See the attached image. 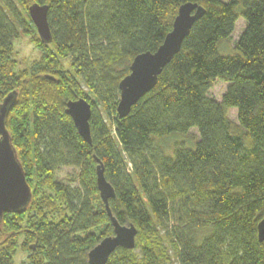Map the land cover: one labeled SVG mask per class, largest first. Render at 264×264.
<instances>
[{
	"label": "trees",
	"instance_id": "1",
	"mask_svg": "<svg viewBox=\"0 0 264 264\" xmlns=\"http://www.w3.org/2000/svg\"><path fill=\"white\" fill-rule=\"evenodd\" d=\"M187 3L205 15L154 90L120 119L121 81L137 56L162 46ZM20 4L48 6L52 31L50 44L37 38L43 59L22 74L14 40L30 22ZM240 20L236 54L222 55ZM217 81L229 84L221 100L210 96ZM13 92L6 127L33 198L0 221V264H15L19 248L27 264H90L114 235L96 158L115 191L112 215L138 230L135 249H117L107 264H172L171 250L178 264H264V0H0V105ZM79 99L92 106V144L66 114ZM192 130L195 147L175 142L169 155L165 140ZM63 167L80 170L76 187L56 180Z\"/></svg>",
	"mask_w": 264,
	"mask_h": 264
},
{
	"label": "water",
	"instance_id": "2",
	"mask_svg": "<svg viewBox=\"0 0 264 264\" xmlns=\"http://www.w3.org/2000/svg\"><path fill=\"white\" fill-rule=\"evenodd\" d=\"M29 16L37 29L41 41L52 42L48 14L49 7L33 4ZM205 15V9L198 4L187 3L180 7L171 32L162 46L154 53L137 56L130 68V74L120 83V102L117 113L120 119L126 118L132 108L157 86L164 68L181 51L183 42L190 35L196 22ZM18 99V93L9 94L0 105V221L6 214H21L29 207L33 192L27 176L13 145L12 137L6 127V120ZM66 114L70 116L83 140L92 144L90 120L92 106L85 99L70 101ZM97 166V187L102 202L114 228V235L105 238L89 253L90 264H107L117 249L133 250L136 247L138 230L134 225H121L112 215L110 200L115 197L114 188L105 178L104 166ZM258 239L264 244V216L258 225Z\"/></svg>",
	"mask_w": 264,
	"mask_h": 264
},
{
	"label": "rangeland",
	"instance_id": "3",
	"mask_svg": "<svg viewBox=\"0 0 264 264\" xmlns=\"http://www.w3.org/2000/svg\"><path fill=\"white\" fill-rule=\"evenodd\" d=\"M225 1L227 2L229 0H225ZM19 7L22 13L24 14V17L27 19L28 22H30L29 33H24L21 31L19 37L14 40L13 59L17 63V72L22 74L23 72L24 73L29 72L33 64L43 59V51L39 47L40 40L37 41V38L40 39V37L37 33V29L35 25L31 21L29 12L21 4L19 5ZM245 23H246L245 21L240 20L237 24L236 33L234 32L235 35L230 40L226 41L220 46L219 51L222 55L236 54L237 52V50L235 49L236 41H237L238 36L241 34L243 29L245 28ZM60 62L64 70L70 73H75V69L72 67L71 61L69 59H61ZM80 83H81V87L83 91L88 93L89 96L92 98V100H95V95L89 91L88 86H86V84L83 83L82 81ZM227 85L229 84H226L221 81H217L213 89L210 91V96L218 100H221L223 94L226 91ZM229 118L232 122L239 124L238 115H237L236 110L229 111ZM198 141H199L198 131L192 130L187 136H183V137L172 136L169 139H166L165 145L167 147V153L169 155H173V147H174L175 142H184L186 145L191 147V146H194V144L197 143ZM194 147H191V148H194ZM129 169L131 171L130 166H129ZM79 177H80V170L77 168H73V167H63V168L58 169L56 172V180L58 182L64 185H71L73 187H76L78 185ZM30 178L33 180L35 179L37 181V179L34 176H31ZM24 239H25L24 236L20 237L19 238L20 243H22ZM103 240H101L100 243ZM100 243H98V245ZM170 253L172 255V260H173L172 264H178L177 259L174 255V251L171 250ZM29 256L30 254L24 252L21 248H19L17 255L15 257V264H27Z\"/></svg>",
	"mask_w": 264,
	"mask_h": 264
}]
</instances>
